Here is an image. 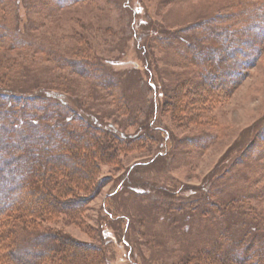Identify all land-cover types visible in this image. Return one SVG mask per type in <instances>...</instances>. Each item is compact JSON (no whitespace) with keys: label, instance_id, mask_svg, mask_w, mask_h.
I'll return each mask as SVG.
<instances>
[{"label":"rangeland","instance_id":"374dc122","mask_svg":"<svg viewBox=\"0 0 264 264\" xmlns=\"http://www.w3.org/2000/svg\"><path fill=\"white\" fill-rule=\"evenodd\" d=\"M0 96L56 138L60 115L76 167H50L49 186L83 200L24 226L5 214L0 264L43 231L56 239L36 240L28 264H179L247 228L245 241H262L237 254L255 264L264 0H0Z\"/></svg>","mask_w":264,"mask_h":264},{"label":"trees","instance_id":"16d2710c","mask_svg":"<svg viewBox=\"0 0 264 264\" xmlns=\"http://www.w3.org/2000/svg\"><path fill=\"white\" fill-rule=\"evenodd\" d=\"M3 97L0 96V99H3ZM6 98H8L7 100L11 99L10 96ZM7 105L6 102L0 103V219L5 214L9 212L12 214L18 210V215L22 220L21 225L24 226L25 221L30 224L28 218L37 217L36 215L41 216V214L46 212L54 213V211L61 212L63 210L79 209L83 200L72 196L73 193L71 191L73 189H68V192H59L58 194L53 187L50 188L49 186V179H51L50 167L60 170L64 162L68 164V160H72L69 164L70 169L76 167L75 161L63 153L64 146L67 144L68 137L72 136V132L68 130L65 132L64 128L58 126L60 115L57 114V119L55 120L57 125L56 127L53 125V128L58 129L59 134L57 138L53 137L51 133L46 134L50 130V125L46 123L41 125V129L37 130L38 126L36 123L34 124L36 121L32 120L34 115L27 112L24 105L20 108H16L11 104L7 107ZM41 118L44 122L48 119L46 115ZM61 124L63 125V123ZM35 127L36 129H34ZM36 134H40L41 137H36ZM16 138L18 139L17 141ZM36 138H40L41 144L39 146L35 144ZM15 148L19 149V154L15 153ZM18 162L21 164L19 165ZM82 169H84L81 171L82 173L88 174L85 166ZM61 171H64L63 168ZM35 186H41L42 189H36ZM66 195L70 196H67V198ZM254 210V208H246L244 213L250 212L249 214L255 220L258 217ZM256 221L261 225L264 219L260 220L258 218ZM246 226L250 227L247 223ZM260 229L264 231V228ZM51 233L43 231L40 234V238H36V240L44 241V243H48L52 239L55 240L54 234ZM249 233L250 231L247 228L245 236L248 237ZM51 235L53 236L52 238ZM228 236L226 231L221 232L215 244L208 250L189 255L185 259L180 260L179 264H245L248 262L249 256L239 257L237 252L241 250L243 253L246 250L249 251L255 242L260 243L262 241L263 235H258V238H254L252 243L245 241L246 237L243 236V238L232 242L226 248L225 245L228 244L229 240ZM47 237L49 238L48 240L46 239ZM36 240L34 238L33 246L31 245L25 251L19 248L16 249L11 244L13 248L8 251L9 254L7 255L11 256L12 262L15 264L30 263V261L41 255V252H31V248H34V245L39 243ZM73 248L76 251L78 250L76 253L81 258L84 256L83 250L76 248L74 245ZM51 251L53 253L56 252L57 259H63V255H60L62 250H49V252ZM255 257V264H259V262L264 264L262 263L264 261V249L257 251Z\"/></svg>","mask_w":264,"mask_h":264}]
</instances>
